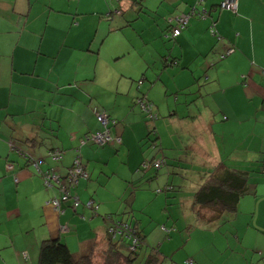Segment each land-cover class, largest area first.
<instances>
[{"label": "crops", "instance_id": "obj_1", "mask_svg": "<svg viewBox=\"0 0 264 264\" xmlns=\"http://www.w3.org/2000/svg\"><path fill=\"white\" fill-rule=\"evenodd\" d=\"M133 1L0 0V227L4 217L21 224L20 237L13 238L28 243L10 256L16 264H67L59 252L66 258L91 252L93 260L102 261L107 229L115 221L143 233L138 223L111 211L108 183L118 171L110 162L118 158L123 167L115 187L122 183L118 180L148 176L141 164L161 161L160 127L177 124L181 107L188 108L184 113L201 134L221 126L203 136L218 146L212 150L204 140L208 168L223 163L260 175L256 180L264 182V0H237L234 11L220 9L221 0H141L142 6ZM193 11L186 28L172 39L167 20ZM199 11L207 16H198ZM165 56L177 63L166 62ZM213 95L221 99L212 101ZM139 100L151 104L149 111ZM95 111L115 121L111 141L99 147L88 140L77 151L82 137L100 129ZM149 112L157 118L152 120ZM158 113L170 114L159 128ZM24 135L42 145L12 140ZM51 149L63 152L59 161L47 156ZM17 150L41 160L40 172L52 169L61 178L80 155L87 177L78 180L72 194L82 203L92 199L101 216L83 204L71 208L69 202L57 213L48 205L59 195L57 186L45 185ZM183 151L188 163L199 157L194 158L193 149ZM260 194L245 196L229 221L203 219L200 224L209 227L203 231L218 240L203 245L202 256L187 253L185 264H261L264 188ZM128 197L132 203L134 193ZM36 229L39 239L30 237ZM40 238L55 242L41 251Z\"/></svg>", "mask_w": 264, "mask_h": 264}, {"label": "rangeland", "instance_id": "obj_2", "mask_svg": "<svg viewBox=\"0 0 264 264\" xmlns=\"http://www.w3.org/2000/svg\"><path fill=\"white\" fill-rule=\"evenodd\" d=\"M153 18L155 19V17ZM167 52H169V49ZM157 62L160 63L161 61ZM162 65L163 64H161V67ZM166 74L167 72H164L165 76ZM156 81L160 82L158 78ZM216 98L217 100L221 99L220 96L213 95V99L211 100L214 101ZM170 99H172V97H170ZM226 109L228 108L226 107ZM187 111L188 108L181 107L178 116L183 115V113ZM158 114L160 115L158 119L159 128V124L161 123L160 120L166 119V116L170 114ZM219 115L221 118L223 117V114ZM230 115L231 123L233 114ZM145 117L148 119L146 113ZM153 119L155 120L156 118ZM158 120L156 122H158ZM221 120L222 119H220V121ZM177 121L179 124L175 128L179 129L175 130L172 124H170V128L168 129L163 126L160 127V139H162L160 143L163 149H160L161 154H159L158 158H160L163 163L160 168L151 166L150 162L142 163L141 169L150 172L148 176L134 181L131 180V177L124 178L122 181L118 180L119 183H122L115 187L114 182H116V178H120L118 173L123 167L119 166L118 158H113L110 162V166L112 167L114 165L116 171H118L111 177L108 183V187H111L108 188L111 190L109 191L111 198L114 199L111 205V211L115 214L114 217L118 219H130L134 224L138 223V225L142 227L141 229L144 231L145 239L144 244L139 250L140 256L142 257L147 251L155 249L159 251L161 256H165L161 264H181V261H184L183 264H185L184 259L187 253L196 251L200 253L197 255H201L200 248L203 247V245H208L218 240L212 237L215 236L213 233L206 229L203 231V228L209 227H207L206 224H200L204 221L201 217L197 216L196 210L194 211L192 208V203L193 195L201 181L200 179L205 178L204 169L206 170L209 164L208 160H206V152H204L206 151L204 148L205 142L210 145L212 150L218 149L217 145L211 144L212 138H203V136L218 132L221 130V126L214 124L213 128H208L209 131L207 133L201 134L187 119L181 118L177 119ZM150 135L151 138L154 137L153 134ZM219 139V135L215 137L216 141ZM174 143L176 146H174ZM175 148H178V150ZM182 149H193V153H195L194 158L196 159L199 156L198 159L194 163H188L185 160L187 154ZM203 152L204 154H201ZM174 153L176 155L174 156L175 158L171 156V154ZM245 164L244 162V165ZM260 164H262V162H260ZM252 179L259 180L261 178L259 175L258 178L252 176ZM262 185L264 186V182L258 183V192H263L264 187H262ZM131 191L132 194L134 193V201H132V203L126 199L129 198L128 193ZM48 205L51 206V204ZM10 206H12V202L7 204L8 208ZM87 209L90 210L89 208ZM97 209L94 213H98L101 216V213L98 212ZM56 212L60 213L58 211ZM95 219L97 218H94V220ZM1 223L4 227H0V254L3 253L4 256L0 255V264H4L3 258H7L9 264H16L13 259H10V256L16 250L22 251L28 242L24 240L20 242L13 238V236L17 238L20 237L21 232H19V227L21 224L18 221L8 220L7 217H4ZM38 232L37 229L32 231L30 237L39 239ZM209 234H212V236ZM41 239L44 238H40V245L42 241H44ZM29 249L30 253H33L32 249ZM120 249L124 251V253H129L128 246L124 243L120 244ZM203 249L205 250V248ZM209 255L211 254L209 253ZM205 262L206 264H210L208 261ZM100 263L101 261H96V264Z\"/></svg>", "mask_w": 264, "mask_h": 264}, {"label": "trees", "instance_id": "obj_3", "mask_svg": "<svg viewBox=\"0 0 264 264\" xmlns=\"http://www.w3.org/2000/svg\"><path fill=\"white\" fill-rule=\"evenodd\" d=\"M134 3L138 4L139 6H142L141 0H135ZM168 28L170 35L172 37V30L176 27V23L173 20V17L169 18L167 20ZM187 26V25H186ZM184 26L181 31L186 28ZM180 35V34H179ZM178 36V35H177ZM177 36L172 37V39L176 38ZM169 49V48H168ZM167 49V50H168ZM166 57V56H165ZM164 57V59H165ZM166 62H170V64H176L177 61L175 59H170L166 57ZM169 64V65H170ZM146 103V102H145ZM147 106L150 108V103H146ZM150 115L157 118L156 113H150ZM173 117V115H172ZM180 119L184 118L187 119V114L183 113V115L179 116ZM152 119V118H151ZM188 120V119H187ZM179 123L174 122V129L178 126ZM101 130V125L100 129ZM96 131V132H98ZM95 132V133H96ZM154 138H153V146H157L158 136H156V132H154ZM91 136V135H90ZM13 141H17L18 143H27L28 141L34 144H41L39 143L38 139L34 136L26 137L24 135L23 138L20 139H12ZM88 140L95 144L88 135H85L80 140V145L76 149L79 150L80 146L88 143ZM9 142V146L14 151V142ZM96 145V144H95ZM99 147L104 145H97ZM33 146L30 148L32 149ZM17 153H19L20 156L24 158L25 165H32L36 167L37 173L42 177L43 175L47 173L54 172L52 169H47L43 172L39 171L38 164L41 160H37L32 158L30 153L22 150H17ZM62 151L57 149H51L48 151L47 156L53 160V161H59L62 158ZM78 153V152H77ZM78 158L81 162L80 155L75 157V159ZM10 163H14V160L11 159ZM151 166L156 167L155 163H158L159 166L156 168H160L163 161H157V162H150ZM82 164V163H81ZM73 165V164H72ZM83 165V164H82ZM7 166H11L13 168L12 164H9ZM70 168V167H69ZM85 170V167H84ZM262 171L261 169H259ZM86 172V170H85ZM87 174V172H86ZM60 176V175H59ZM61 177V176H60ZM63 177V176H62ZM56 185V184H53ZM57 186V185H56ZM258 181L253 180L251 176V171L240 169V168H230L226 166L223 163H217L216 165L212 166L211 168H208L207 174L203 182L197 187V189L194 192L193 195V203L192 208L196 212L197 216L201 217L208 223L218 222L219 220L221 223H224L226 221H229L231 217L235 216L236 212L238 211L239 204L245 196L251 197L253 199L258 198L261 194L258 192ZM72 193V189H71ZM80 200V199H79ZM66 203V202H65ZM70 203V202H69ZM81 204H84L80 201ZM80 205V204H79ZM71 208L73 206L70 205ZM78 207V206H77ZM76 207V208H77ZM74 208V209H76ZM119 221L113 222V224L117 223ZM121 222V221H120ZM112 224V225H113ZM111 226V225H110ZM109 226V227H110ZM131 227V237L127 236L126 233L118 234L114 239L108 236V252H105V258L102 259L100 264H161L164 260L165 256H161L159 251L152 249L146 252L145 255L142 257L140 256L139 250L141 249L142 245L144 244L145 234H143L141 231H138L134 227ZM108 231V229H107ZM119 237V240L118 238ZM134 239L136 241V249L134 251L129 250V253H123L120 250V244L124 243L128 247L131 244V240ZM55 241L52 240H44L41 244V251L47 248V246L53 245ZM61 256L62 263L67 264H96V261L93 260L91 252L88 254H84L78 257H74L73 254H70L67 256V258L61 254L60 252L57 253ZM261 260H264V256L261 258Z\"/></svg>", "mask_w": 264, "mask_h": 264}, {"label": "built area", "instance_id": "obj_4", "mask_svg": "<svg viewBox=\"0 0 264 264\" xmlns=\"http://www.w3.org/2000/svg\"><path fill=\"white\" fill-rule=\"evenodd\" d=\"M203 0H198V2H201ZM237 6V0H221L218 7L220 9H227L234 11ZM195 14V12L190 13H181L178 15H175L173 17L174 22L176 23V27L172 30V37L177 36L180 34V30L187 25L188 20L191 15ZM198 16L204 18L206 17L205 11H199L197 14ZM232 52V49L228 50L227 53ZM140 101V102H139ZM138 102L141 103V106L143 109H147L146 111H149V107L146 103H143L142 100H139ZM95 116L99 124L101 125V130L92 134L89 136V138L96 144V145H106L111 141V134H110V127L115 124V121L110 119L107 114L101 112V111H95ZM150 118H155V115H150ZM116 141H119V138H115ZM155 166L158 167L159 164L155 163ZM11 168V166H9ZM82 177H87V174L84 170V166L81 164L80 160L76 158L73 162V165L66 171L65 176L62 178L56 173H45L43 175V181L45 185L52 186V184H56L57 188L59 190V195L54 196L51 199H49L48 204H51V206L54 208V210L61 212V206L62 203L70 202L73 208H76L79 206L80 200L79 197L71 193V189L74 188L78 180ZM54 182V183H53ZM84 207L89 208L93 212L98 208V205L94 203L92 199L85 202ZM62 230H65L63 227ZM131 227L128 226L127 223L124 222H117L110 227H108V235L111 238H115L118 234L126 233L127 236L131 237ZM131 244L129 245L128 249L131 251H134L136 249V241L132 239ZM192 262L189 261L188 264H191ZM261 264H264V260Z\"/></svg>", "mask_w": 264, "mask_h": 264}]
</instances>
